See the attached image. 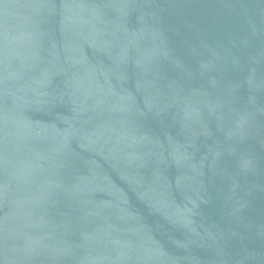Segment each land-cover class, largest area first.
I'll return each mask as SVG.
<instances>
[{
  "label": "water",
  "instance_id": "water-1",
  "mask_svg": "<svg viewBox=\"0 0 264 264\" xmlns=\"http://www.w3.org/2000/svg\"><path fill=\"white\" fill-rule=\"evenodd\" d=\"M0 264H264V0H0Z\"/></svg>",
  "mask_w": 264,
  "mask_h": 264
}]
</instances>
